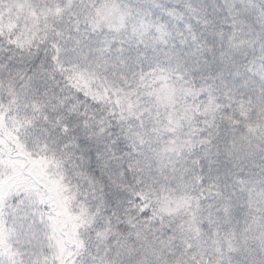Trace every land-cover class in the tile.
I'll return each mask as SVG.
<instances>
[{
    "label": "clouds",
    "instance_id": "9594fccd",
    "mask_svg": "<svg viewBox=\"0 0 264 264\" xmlns=\"http://www.w3.org/2000/svg\"><path fill=\"white\" fill-rule=\"evenodd\" d=\"M0 240L264 264V0H0Z\"/></svg>",
    "mask_w": 264,
    "mask_h": 264
},
{
    "label": "snow or ice",
    "instance_id": "6c2138e0",
    "mask_svg": "<svg viewBox=\"0 0 264 264\" xmlns=\"http://www.w3.org/2000/svg\"><path fill=\"white\" fill-rule=\"evenodd\" d=\"M9 163H12V162H9ZM0 243H2V240H0Z\"/></svg>",
    "mask_w": 264,
    "mask_h": 264
}]
</instances>
